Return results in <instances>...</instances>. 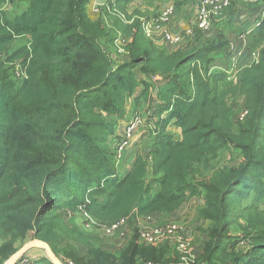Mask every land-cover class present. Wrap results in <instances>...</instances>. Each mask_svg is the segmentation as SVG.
Masks as SVG:
<instances>
[{
  "label": "trees",
  "instance_id": "1",
  "mask_svg": "<svg viewBox=\"0 0 264 264\" xmlns=\"http://www.w3.org/2000/svg\"><path fill=\"white\" fill-rule=\"evenodd\" d=\"M134 1L111 0L93 21L91 0H26L12 18L0 0V264L28 237L48 244L61 264H178L166 243H140L136 228L123 249L105 251L62 211L107 223L133 217V225L142 215L173 213L191 197H202L201 217L211 222L193 264H264V18L250 33L258 62L232 72L216 64L233 56L234 29L211 41L200 37L191 51L169 52L145 36L139 16L151 12ZM143 1L153 7L161 0ZM173 1L180 13L202 0ZM19 38L28 45L4 57ZM111 45L130 60L114 62ZM157 75L166 81L162 105L151 114L166 117L151 118L149 157L138 156L122 175L108 139L132 101L138 107L151 94ZM234 95L243 97L246 112L238 126L228 103ZM226 150L239 152V165L206 176ZM241 219L248 224L241 236L253 245L249 255L236 253L232 228ZM66 241L87 245L82 261L62 246ZM34 259L53 264L47 256Z\"/></svg>",
  "mask_w": 264,
  "mask_h": 264
},
{
  "label": "rangeland",
  "instance_id": "2",
  "mask_svg": "<svg viewBox=\"0 0 264 264\" xmlns=\"http://www.w3.org/2000/svg\"><path fill=\"white\" fill-rule=\"evenodd\" d=\"M111 0H91L90 4L88 5V13L90 18L95 21L97 19L100 18V15L104 12L102 9L110 2ZM166 1H156L155 3H159L160 6H162ZM170 2H172L170 0ZM174 2V1H173ZM8 5L5 6V13L12 18L13 16L16 15V13L23 8L27 7V2L26 0H7ZM233 3V1H232ZM232 3L230 4V6L226 9V11L222 14V16L219 19H222L225 15H227V13L229 12ZM134 4V3H133ZM174 4V3H173ZM130 6V5H129ZM175 7V5H174ZM97 9H99V11H97ZM143 9V7H142ZM198 10V9H197ZM142 12V11H141ZM176 8H175V13H176ZM132 12H129L128 14H131ZM143 13V12H142ZM148 14V13H147ZM157 14V12H151L149 13L148 16H139L140 19H151L153 18L155 15ZM123 19H125L126 21H129V19L127 18V16ZM175 18V15H174ZM173 18V19H174ZM141 23L143 24L144 22ZM173 21V20H172ZM110 25V23H108ZM174 24V23H173ZM173 24H171V26L174 28L173 30L176 31V26H174ZM215 25V24H214ZM214 25H212L214 27ZM178 26V25H177ZM180 31H183V33H180L182 37L181 40L182 43L180 44V49H183L185 52L191 51L194 47L199 43H201V41L203 40L202 36L204 35L205 37H209V33L211 34L212 31L208 32V33H200L198 31V29H180ZM177 32V31H176ZM179 33V32H178ZM202 35V36H201ZM200 37L202 38V40H199ZM198 38V39H197ZM117 39V40H116ZM116 39H114V41H118L116 42V44H120L121 40H122V34L118 33L116 35ZM195 42V44H194ZM233 44V42L230 44V49L231 51H233V56L230 57L226 63H224V66L222 67V70H232V72H239L242 70L243 66L239 65V61H241V59L244 57V53L242 49H238L237 48V44L235 43L233 45V49L231 48V45ZM25 45H28L26 39L24 38H19L14 40L13 43H11L9 46L8 51L5 52L4 57L8 58L10 56H12V54L16 55L18 53H20L22 47H24ZM187 46L185 48H181L182 46ZM170 46V45H169ZM111 49H112V54L115 57V61H117V63H121V62H128L130 60V56H129V52H124V55H121V52H123V50H120V54L119 57H117L118 55V46L116 45H111ZM169 52H174V51H169ZM255 57H252L250 55L249 59H247V61L243 64L246 65L248 67V65L250 66L251 64L258 62L259 59V53L258 51H255ZM20 60L16 61L15 64H17L16 66V71H21V66H19ZM136 75L137 77H139L140 74V68H136L135 69ZM235 74V73H234ZM236 77V75L234 76ZM141 79V78H139ZM163 77L160 75L154 76L150 79L152 85L154 86V88L151 90V94L148 95L145 99H141L140 102L138 103V107H136V104L134 101H132V106L130 107L131 111L128 113V115L126 116L125 120H123L120 125L119 128L117 130V132L115 134H111L109 139H108V144L110 149L112 148L114 150V147H117L118 144L121 143V141L127 140V141H131L130 142V146L127 150H121V158H120V162L122 163V166L125 165L126 166V170L132 169L134 162L136 160V157L138 156H142L140 153L142 154H147L148 148L150 147V139H151V127H153L154 125H151V118L153 122H157L160 119H164L166 117V114H164L163 116H159L158 114H156V111L153 113V115L151 114L153 112V109L156 110L159 108L160 105H162L161 102V98L159 95V88L162 87V85H164L166 80H162ZM228 103L231 106V110H232V119H233V123L236 124L235 126H238L239 123L243 122L244 117L246 115L245 109H244V100L243 97L241 96H237L235 97V95L232 97H228ZM139 115L140 117V121L142 127L140 129H138L136 131L135 134H132L131 136L128 135V133L126 132V127L129 124V122L132 120V118L134 117V115ZM152 122V123H153ZM170 130L173 131L175 134H178L179 130L173 126L170 127ZM140 135H145V138L143 140V142L139 143H135L136 139L140 136ZM136 145V148L134 147V144ZM140 145V146H139ZM138 146V148H137ZM151 149V148H150ZM151 151V150H150ZM135 158V159H134ZM216 162L213 164L212 167H210V169H208L206 176L211 175L215 169L217 168H221L223 166H227V167H236L239 165L241 159L239 157V152L238 151H234V150H226L223 151L221 153V155L218 157V159L215 160ZM127 173V171H124ZM124 172H120L122 175H124ZM155 192V191H154ZM202 199V197H198V199ZM197 199V198H194ZM188 203V204H187ZM183 205V204H182ZM181 205V206H182ZM180 206V207H181ZM185 206H189V200L185 203ZM179 207V208H180ZM177 208L176 211L179 209ZM175 211V212H176ZM173 213H155V214H160L161 217L164 219L162 220V222H168L170 220H167V218H164L162 215L164 216H170ZM62 213H66V216L71 220L74 221V216L71 218L72 213L70 211L65 212L62 211ZM185 213H187V210L185 211ZM83 215V216H82ZM153 215V214H151ZM65 216V215H64ZM84 217V220H82V218ZM178 217H180V214L178 215ZM76 218L80 221H85V219L91 221L94 225L96 226H100V225H112L114 223L117 222H113V223H107V222H103L94 218H88L85 217V215L82 213H78L76 214ZM82 222V225H83ZM82 225L81 227H79L82 230ZM244 226H248V224L244 221V219H241L239 221V224L237 226H234V228H232V231H235L237 233V240L235 242H238V246L236 248V253H240L243 255H249L252 250H253V245L247 240V238L242 237L240 230H242L241 227ZM201 232V231H200ZM83 233L87 234V235H92V243H95L98 247H101L103 244H108L107 239L108 237L106 236H101L100 234H89L83 231ZM191 246H193V242L190 238H188ZM200 240V238H199ZM36 240H32L31 237L26 238V240L24 241L22 247L20 249H22L25 245L34 242ZM234 241V240H233ZM39 242V241H38ZM42 242V241H41ZM165 243V242H164ZM196 243V241H195ZM94 245V244H93ZM166 245H168L169 249L171 250V257L172 258H176V256L179 259V263L178 264H184L182 261V256L176 251L174 245L172 244L171 240L166 241ZM41 245L38 244V246H32L26 253H24L22 256H26L30 259V255L32 253V251L34 249L37 250H41V253L44 254V256H47L46 251L40 247ZM65 248H70L71 250H74L75 253H77L78 255V259H80L82 261V258L86 255L87 251L85 248H87V245H81V244H77L76 242H72V241H66L63 243L62 245ZM19 249V250H20ZM193 249V248H192ZM231 251V250H229ZM193 252V251H192ZM54 253V252H53ZM17 254V253H16ZM15 254V255H16ZM14 255V256H15ZM14 256L9 260L11 261ZM57 257V256H56ZM260 258V256H259ZM193 259V256H192ZM195 260V259H194ZM9 261L6 262V264L9 263ZM197 260H195L196 262ZM194 261H190L189 264H193L195 263ZM75 263V262H74ZM79 263V262H78ZM77 263V264H78ZM70 264V263H69ZM76 264V263H75ZM141 264H143V262H141ZM146 264V263H145Z\"/></svg>",
  "mask_w": 264,
  "mask_h": 264
},
{
  "label": "crops",
  "instance_id": "3",
  "mask_svg": "<svg viewBox=\"0 0 264 264\" xmlns=\"http://www.w3.org/2000/svg\"><path fill=\"white\" fill-rule=\"evenodd\" d=\"M162 1H166L162 6H160L159 3H155V6L153 7H147L145 6V2L143 0H135L133 5L139 7L143 12L144 10H150V12H154V8L156 7V5L159 11V9L166 7L170 3H173V0H171L172 2H170V0H162ZM236 2L237 4L236 6H234V3ZM199 4L197 6L190 5L187 8H185L184 11L180 13L178 12L175 13V18L173 19L172 24L173 23L175 24L173 25L176 26L175 30L177 32L183 33V31H180V29H187V27H189V24L192 22V18L197 13ZM232 14H233L232 28H230L229 21H230ZM263 18H264V0H233L232 6L229 12L227 13V15H225L222 19L215 21V25L213 29L211 30L212 33L211 34L209 33V37L207 38L204 35L203 36L201 35V36L203 40L211 41L215 39L221 33L222 29H234V31L229 33V37H230L229 40L233 43H236L237 48L242 49L243 52H245L244 57L241 59V61H239V65L243 66V64L247 61V59H249L250 55L252 57H255V54H254L255 52L251 53L252 51H251V44H250V33L253 29L259 26ZM158 43L160 44V46L167 49L168 51H178L180 48V47H177V48L171 47L164 42H158ZM185 47L187 46H182L181 48H185ZM227 60L228 59L217 63L216 69H222V67L224 66V63H226ZM144 138H145V135H140L136 139L135 143L137 142L140 144L141 142H143ZM134 147L136 148L135 144H134ZM148 150L149 151H147V154L140 153L144 159H147L149 157V153L151 150L150 147L148 148ZM122 169H123L122 172L129 171V170H126V166ZM153 189L154 191H157L158 187L155 186ZM194 198H197V199H194ZM188 200H189V206L187 207L185 206V203ZM203 207H204L203 199H200V198L198 199V197H191V198H188L184 202V204L174 214L170 216L162 215L164 218H167L166 221L167 220L174 221V222L179 223L182 226V231L184 235L190 238L192 242L194 243L192 256H193V259L195 260L199 258V256L201 255L204 249V244L207 241L206 231L210 227V224H211L210 221L204 220L201 217L200 212ZM186 210H187V213H185ZM78 213L82 214L81 212H75L74 214H72L71 218L75 215L74 221L71 220L70 222L69 218L68 220L71 223V225H75L79 228L81 227L83 221H81V218H80V221L76 218V214ZM179 214H180V217H178ZM146 216H150L153 222H156V223H160L162 222V220H164L160 214L143 215L142 217H146ZM82 220H84V217L82 218ZM135 224L136 223L134 222L133 225L130 224L128 226L127 239L125 242L121 243L120 239H117L114 237L113 238L108 237L107 239L108 244H103L101 246L102 249L108 252H116V251L123 249L124 246L128 244V242L131 240L132 236L134 235L133 231L135 229L134 228ZM31 255L35 257L34 259L35 263L42 257H45L44 254L41 253V250H37V249H34Z\"/></svg>",
  "mask_w": 264,
  "mask_h": 264
},
{
  "label": "built area",
  "instance_id": "4",
  "mask_svg": "<svg viewBox=\"0 0 264 264\" xmlns=\"http://www.w3.org/2000/svg\"><path fill=\"white\" fill-rule=\"evenodd\" d=\"M113 1V0H112ZM233 0H202L198 6L197 13L192 18V22L187 29H198L202 33H208L213 29L215 21L219 20L222 14L230 6ZM6 2L2 10L5 11ZM99 11V9H97ZM175 15V7L170 3L164 8L159 9L157 14L151 19H143L142 29L145 36L156 42H164L171 47L177 48L183 40L181 34L174 31L171 26ZM118 45H121L118 44ZM234 43L231 45L233 49ZM120 50H123L120 49ZM124 52V50H123ZM235 74H233V77ZM235 78V77H234ZM139 115H134L132 120L126 127V132L129 136L135 134L138 129L142 127ZM131 141L122 140L117 147H114L116 152L117 165L122 166L120 162L121 150H127ZM125 167V165H123ZM143 216V215H142ZM136 217L134 228L137 229L139 241L145 245L164 244L171 240L176 251L182 256L184 264H189L192 259L193 246L182 231V226L174 221L168 222H153L150 216ZM133 217L125 218L112 225L96 226L91 221L85 219L82 225V230L89 234H100L101 236L114 237L125 242L127 239V229ZM133 231V230H131ZM134 233V231H133ZM129 239V238H128ZM14 264H32L27 256H21ZM73 264V263H70Z\"/></svg>",
  "mask_w": 264,
  "mask_h": 264
},
{
  "label": "water",
  "instance_id": "5",
  "mask_svg": "<svg viewBox=\"0 0 264 264\" xmlns=\"http://www.w3.org/2000/svg\"><path fill=\"white\" fill-rule=\"evenodd\" d=\"M41 245L40 247H42L46 253H47V257L50 259V261L53 263V264H61L59 262V260L57 259L56 255L53 253L52 249L50 248V246L44 242H41V241H34V242H31L27 245H25L22 249H20L17 254L14 256V258L9 261L8 264H14L24 253H26L32 246H38Z\"/></svg>",
  "mask_w": 264,
  "mask_h": 264
}]
</instances>
